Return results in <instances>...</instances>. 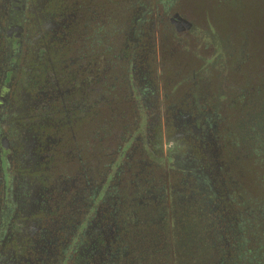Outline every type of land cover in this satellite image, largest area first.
Here are the masks:
<instances>
[{
	"label": "flooded vegetation",
	"instance_id": "af4514ba",
	"mask_svg": "<svg viewBox=\"0 0 264 264\" xmlns=\"http://www.w3.org/2000/svg\"><path fill=\"white\" fill-rule=\"evenodd\" d=\"M212 4L0 0V264H182L192 218L207 264H264V223L235 257L264 117Z\"/></svg>",
	"mask_w": 264,
	"mask_h": 264
},
{
	"label": "rangeland",
	"instance_id": "374dc122",
	"mask_svg": "<svg viewBox=\"0 0 264 264\" xmlns=\"http://www.w3.org/2000/svg\"><path fill=\"white\" fill-rule=\"evenodd\" d=\"M213 3L209 5V10L213 19L220 23L217 24L219 30L229 37H240L245 46L243 65L247 64L248 67L238 80L229 79L230 70L226 63H218L223 82H232V86H235L231 87V100L242 106V118L264 117V0H238L236 4L227 0H213ZM256 146V149L248 152V156L256 163L254 171H247L245 180L260 197L254 202V199L246 201L249 211L243 208L242 217L246 228L235 243L237 259L257 253L261 244L257 230L264 223V130ZM242 155L246 156L245 153ZM197 222L194 218L186 220L187 239L181 252L182 264H207L209 261L211 241L208 232L205 229L202 231Z\"/></svg>",
	"mask_w": 264,
	"mask_h": 264
}]
</instances>
